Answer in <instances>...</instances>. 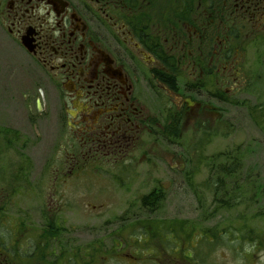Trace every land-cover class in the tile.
<instances>
[{
	"label": "flooded vegetation",
	"instance_id": "flooded-vegetation-1",
	"mask_svg": "<svg viewBox=\"0 0 264 264\" xmlns=\"http://www.w3.org/2000/svg\"><path fill=\"white\" fill-rule=\"evenodd\" d=\"M0 31L48 97L52 145L45 172L0 157L20 162L0 173V264H264L262 173L201 179L188 221L160 215L170 177L153 161L217 130L255 62L236 53L264 43V0H0ZM235 210L243 225L213 220Z\"/></svg>",
	"mask_w": 264,
	"mask_h": 264
},
{
	"label": "rangeland",
	"instance_id": "rangeland-1",
	"mask_svg": "<svg viewBox=\"0 0 264 264\" xmlns=\"http://www.w3.org/2000/svg\"><path fill=\"white\" fill-rule=\"evenodd\" d=\"M236 54L240 66L248 61L255 62L250 68L248 82H242L243 92L231 99L233 106H223L224 110L219 107L221 118L214 134L185 133L177 146L154 149L156 159L153 161L157 164L161 161L159 171L169 175V189L172 193L170 207L160 213L162 216L196 220L193 194L200 188L201 179L211 184L218 177L225 185L229 178L222 177L220 173L231 172L235 174V180L245 174L255 175L260 172L264 175V122L256 115L251 116V121L249 119V109L264 108V43L253 44L248 51ZM32 73L27 56L0 31V157L17 158L20 152L26 159L24 165L29 175L39 172V163H45L43 171L47 170L44 166L50 160L39 159L50 157L47 152L52 148L50 124L45 115L42 117L35 113V102L38 100L43 104L48 97L43 91L39 94L40 85ZM249 84L251 87L254 85L253 89L248 87ZM8 130L16 132L14 136L20 137V142L17 140L13 144V138L10 137L9 143L12 134L6 132ZM178 163L184 164V168L178 170ZM19 165V160H0V173L17 172ZM234 185H238L235 189H241L243 183L235 181ZM24 199L25 196L20 200L21 205ZM239 215L236 210L220 212L215 214L213 220L217 222L227 216L228 219L232 217L235 219L234 227H237L243 225L237 223L238 219L241 220ZM81 236L84 240L85 234ZM28 260L29 264L35 262L32 258ZM220 262L244 264L239 256Z\"/></svg>",
	"mask_w": 264,
	"mask_h": 264
},
{
	"label": "trees",
	"instance_id": "trees-1",
	"mask_svg": "<svg viewBox=\"0 0 264 264\" xmlns=\"http://www.w3.org/2000/svg\"><path fill=\"white\" fill-rule=\"evenodd\" d=\"M261 118H263V117H261ZM264 128V127H263Z\"/></svg>",
	"mask_w": 264,
	"mask_h": 264
}]
</instances>
